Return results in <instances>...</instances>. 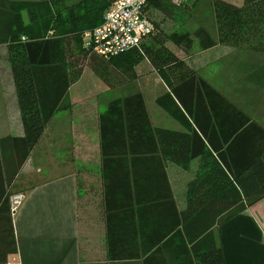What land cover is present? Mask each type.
<instances>
[{
  "label": "trees",
  "instance_id": "trees-1",
  "mask_svg": "<svg viewBox=\"0 0 264 264\" xmlns=\"http://www.w3.org/2000/svg\"><path fill=\"white\" fill-rule=\"evenodd\" d=\"M114 0H0V45H7L9 63L21 112L24 135L14 138L18 168L29 158L47 126L70 108L67 90L84 67L109 84L111 72L132 82L135 67L148 60L168 92L157 105L185 130L153 128L141 93L116 99L100 116L101 151L108 163L113 147H134L141 137L155 143L164 159L182 169L200 159L197 175L187 186V207L177 215L190 244L208 243L196 254L201 264H223L213 228L250 208L264 197V184H251L264 157V129L220 91L201 78L168 44L189 53L195 40L200 50L217 45L264 53V0H243L240 5L212 0L216 38L205 26L192 31L157 32L139 49L102 58L83 48V34L99 26ZM180 1L197 7L202 0H147L146 10L170 12ZM85 64L82 65V62ZM254 82V75L246 77ZM112 86V85H111ZM0 152V264L17 254L7 185ZM256 181V180H254ZM182 235V231H177Z\"/></svg>",
  "mask_w": 264,
  "mask_h": 264
},
{
  "label": "crops",
  "instance_id": "crops-1",
  "mask_svg": "<svg viewBox=\"0 0 264 264\" xmlns=\"http://www.w3.org/2000/svg\"><path fill=\"white\" fill-rule=\"evenodd\" d=\"M226 1L237 5L243 2ZM210 5L213 10L212 0ZM197 8L198 5L194 11ZM198 25L206 24L199 21ZM213 36L216 38L215 30ZM224 47L232 48L217 45L202 50L193 63L188 53L171 49L264 129V99L243 105L203 74L210 68L213 76L212 69L226 59V51L218 52ZM146 63L145 70L139 71ZM243 66L239 67L243 69V82L264 95V64ZM232 70L230 66L229 73L223 76L226 92L235 83ZM87 72L84 67L79 80L67 90L65 100L70 108L53 117L27 161L18 168L13 139L23 137L24 128L8 47L0 45L1 174L8 195L24 196L12 217L17 254L7 256L6 264H198L194 248L199 254L207 251L209 245L207 241L184 242L186 237L177 215L187 207V186L197 175L200 159L182 169L164 159L151 138L145 137L132 148H108L114 154H126L110 156L106 164L101 151L100 116L112 101L136 93L144 97L153 128L185 130L156 103L168 92L165 82L161 79L163 88L154 91L150 99L146 93L152 92L151 85L146 80L143 84L148 92L124 91L148 76L160 77L148 60L135 67L137 77L132 82H124L122 74L113 71L107 84L92 70L90 76L99 81L87 89L81 85ZM250 74L254 75V82L246 80ZM250 179L251 184H264V157L258 174ZM179 230L182 235L177 234ZM213 236L223 264H264V197L216 225Z\"/></svg>",
  "mask_w": 264,
  "mask_h": 264
},
{
  "label": "rangeland",
  "instance_id": "rangeland-1",
  "mask_svg": "<svg viewBox=\"0 0 264 264\" xmlns=\"http://www.w3.org/2000/svg\"><path fill=\"white\" fill-rule=\"evenodd\" d=\"M68 4H74L78 2L79 0H66ZM238 1V0H236ZM200 6V7H199ZM170 12H155V11H150V14L147 12V15L152 19V21L158 23L160 25V29L163 31L170 33L172 31H192L194 28L198 27L199 21H203L206 25L205 27L208 28L210 31L215 30V19H214V12L211 10V5H210V0H202L198 3V8L194 11V8L191 7V4H186L183 2H172L169 5ZM201 19V20H200ZM156 26V24H155ZM157 32V28H156ZM155 32V33H156ZM153 33L152 35H154ZM151 37V36H150ZM150 37H147V39L144 42H147ZM143 42V43H144ZM142 43V44H143ZM172 49L174 50H179L172 44H168ZM202 50L199 49L198 44L195 40V45L193 49L188 53L189 54V61L193 63L194 61H197L195 58L197 54H199ZM220 51H226L225 57L226 59L221 62V64L216 68L214 67L212 70H214V74L212 76L213 71L210 72V68L206 69L203 71V74L209 78H212L221 91L223 93H226L230 98L233 100L242 103L243 105L245 103H250L254 101L255 99L257 103L259 102L260 99H264V95L261 94V90L254 88L251 84L249 83H244L242 78V72L243 69H240L239 67L241 65H244L243 67H258L264 64V53H257L253 52L251 50H248L246 48H236V47H227V48H219L218 52ZM181 55H185L181 53ZM207 57V56H205ZM85 64V62H82V65ZM146 64H142L140 66L139 71L145 70ZM217 65V64H216ZM226 66V68H225ZM232 66V73H233V79L235 81L233 87L231 90H226L224 89L225 87V79H223V76L229 73V67ZM87 69V75L85 76L82 86L87 89H92L94 81H99L96 77L93 78V76H90L92 73L91 68L88 66L86 67ZM149 69V67H148ZM92 77V78H91ZM161 76L157 77L155 76H148V78L140 80L138 83H134L130 86H128L124 91L127 94H131V92H139L140 90H143L145 92H148L146 88H144V82L146 80L147 83H150L151 85V93L148 95L147 98L150 99L153 97L154 91H160L162 86H164V82L161 80ZM162 82L159 85V82ZM100 83V82H99ZM97 237V235H93Z\"/></svg>",
  "mask_w": 264,
  "mask_h": 264
},
{
  "label": "built area",
  "instance_id": "built-area-1",
  "mask_svg": "<svg viewBox=\"0 0 264 264\" xmlns=\"http://www.w3.org/2000/svg\"><path fill=\"white\" fill-rule=\"evenodd\" d=\"M146 6L147 0H114L103 22L83 34V48L108 59L139 46L156 32L154 22L145 12ZM23 198L22 193H13L9 197L12 216L18 211Z\"/></svg>",
  "mask_w": 264,
  "mask_h": 264
},
{
  "label": "bare ground",
  "instance_id": "bare-ground-1",
  "mask_svg": "<svg viewBox=\"0 0 264 264\" xmlns=\"http://www.w3.org/2000/svg\"><path fill=\"white\" fill-rule=\"evenodd\" d=\"M145 12H146V10H145ZM147 13V12H146ZM103 22V21H102ZM141 45H142V42L140 43V45L139 46H137V47H134V48H132V49H139L140 47H141ZM131 49V50H132ZM116 57V56H115Z\"/></svg>",
  "mask_w": 264,
  "mask_h": 264
}]
</instances>
